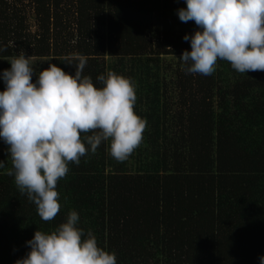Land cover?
Wrapping results in <instances>:
<instances>
[{
  "label": "trees",
  "instance_id": "trees-1",
  "mask_svg": "<svg viewBox=\"0 0 264 264\" xmlns=\"http://www.w3.org/2000/svg\"><path fill=\"white\" fill-rule=\"evenodd\" d=\"M182 7L184 0H0V71L21 52L44 61L37 76L51 63L73 73L86 56L84 74L96 87L110 71L134 82V111L148 121L126 161L104 142L69 164L50 222L6 174L11 158L0 140V264H16L36 230H55L73 210L85 238L93 233L117 264H260L264 72L241 74L219 60L211 76L186 74L183 37L197 26L179 20Z\"/></svg>",
  "mask_w": 264,
  "mask_h": 264
},
{
  "label": "clouds",
  "instance_id": "clouds-1",
  "mask_svg": "<svg viewBox=\"0 0 264 264\" xmlns=\"http://www.w3.org/2000/svg\"><path fill=\"white\" fill-rule=\"evenodd\" d=\"M184 4L176 13L179 20L197 26L183 37L191 47L179 58L186 74L211 76L219 60L241 74L264 72V0ZM5 51L0 44V52ZM76 59L73 73L51 63L37 76L21 52L8 60L9 69L0 71L5 86L0 91V140L11 158L6 174L45 222L60 212L57 185L70 163L78 166L81 157L95 154L104 142H109L112 158L126 161L141 145L148 124L134 111L136 86L130 78L110 71L96 77L102 85L96 87L84 74L88 58ZM5 168L0 161V169ZM79 222L73 210L55 230H36L26 241L30 250L16 264H117L116 254L98 246L93 233L85 238ZM259 259L264 264V256Z\"/></svg>",
  "mask_w": 264,
  "mask_h": 264
},
{
  "label": "rangeland",
  "instance_id": "rangeland-1",
  "mask_svg": "<svg viewBox=\"0 0 264 264\" xmlns=\"http://www.w3.org/2000/svg\"><path fill=\"white\" fill-rule=\"evenodd\" d=\"M32 24H33V19L31 20ZM32 66L34 67L35 70H37L39 68V65L44 63V61H42V59L39 58H29Z\"/></svg>",
  "mask_w": 264,
  "mask_h": 264
}]
</instances>
